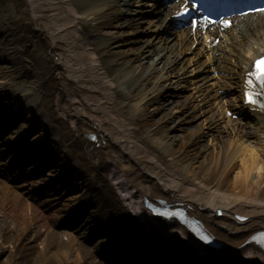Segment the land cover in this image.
Segmentation results:
<instances>
[{
  "label": "bare ground",
  "instance_id": "bare-ground-1",
  "mask_svg": "<svg viewBox=\"0 0 264 264\" xmlns=\"http://www.w3.org/2000/svg\"><path fill=\"white\" fill-rule=\"evenodd\" d=\"M134 2L0 0V96L8 93L10 109L28 108L41 126L55 124L52 133L37 135L41 148L63 133L78 151L86 144L84 134H95L98 145L86 144L80 162L58 145L53 153L65 161L63 169L40 174L35 182L16 186L0 179V264H103L96 257L108 237L95 239L96 228L84 226L98 208L118 226L112 237L127 236L119 217H138L162 241L184 248L176 262L163 256V264L197 261L186 249L200 243L185 228L149 218L143 197L179 203L190 221L198 220L241 264H264V254L249 241L264 229V122L261 134L229 118L225 110L235 111L237 97L216 96L203 73L188 76L183 52L190 49V33L158 39L154 31L166 26L168 13L152 0L133 10ZM238 26L220 41H235L221 64L231 91L252 58L264 52V17ZM32 126L11 128L1 138L14 151L20 129ZM105 162L118 181L97 186L91 171L106 178ZM50 182L56 183L53 193L35 206L29 192ZM25 185L30 186L20 191ZM75 185L65 197L63 191ZM88 198L94 203L88 219H76L70 231L53 228L68 201L79 206ZM236 215L247 220L239 222Z\"/></svg>",
  "mask_w": 264,
  "mask_h": 264
},
{
  "label": "snow or ice",
  "instance_id": "snow-or-ice-1",
  "mask_svg": "<svg viewBox=\"0 0 264 264\" xmlns=\"http://www.w3.org/2000/svg\"><path fill=\"white\" fill-rule=\"evenodd\" d=\"M260 11H264V9H260ZM196 23L197 22H193L194 28L196 27ZM224 23H225L226 27L229 26V22L225 21ZM262 63H264V62L257 61L256 70L254 72L250 73L249 75H250V77H254L255 80L259 82L261 88H264V67L261 66ZM247 84H248L249 88H252L253 87V80L249 79L247 81ZM246 95L248 97L249 103H251V104L256 103V99H255V96L257 95L256 93L248 92V93H246ZM261 107L264 108V105H261ZM6 118L12 122L13 127H16L20 121L27 120V117H26L25 113H23V112L9 113L6 116V113L3 109V107L0 106V123H3ZM28 122L31 123V121H28ZM37 131H38V129H37ZM24 132H25L24 129H20L18 135L22 136V135H24ZM31 136L35 138L34 143L39 145L42 137L37 136L35 132L31 133ZM49 167H51L52 173L55 174V171H56L55 165H50ZM60 211L66 215L77 214V217H76L77 222L82 220L84 215H88L87 212H84L83 214H79L80 209L78 208V204L76 202L71 201V200L68 201L67 206L62 207L60 209ZM84 226L85 227H89V226L95 227L96 230L99 232V236L97 238L99 239L100 236H105V237H108L109 242L111 241L112 234L115 230V225H113L111 223L110 217L106 216L104 208L96 209L95 213L90 216L89 221ZM101 246H103V245H101Z\"/></svg>",
  "mask_w": 264,
  "mask_h": 264
},
{
  "label": "rangeland",
  "instance_id": "rangeland-1",
  "mask_svg": "<svg viewBox=\"0 0 264 264\" xmlns=\"http://www.w3.org/2000/svg\"><path fill=\"white\" fill-rule=\"evenodd\" d=\"M133 8H136L135 6Z\"/></svg>",
  "mask_w": 264,
  "mask_h": 264
}]
</instances>
